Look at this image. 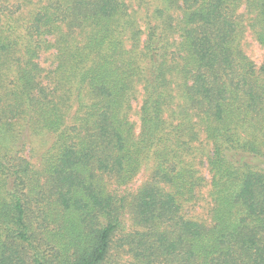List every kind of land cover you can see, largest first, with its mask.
I'll return each instance as SVG.
<instances>
[{
	"label": "trees",
	"instance_id": "obj_1",
	"mask_svg": "<svg viewBox=\"0 0 264 264\" xmlns=\"http://www.w3.org/2000/svg\"><path fill=\"white\" fill-rule=\"evenodd\" d=\"M160 2L145 32L125 0H54L21 48L0 33V67H16L0 124L26 116L56 138L44 186L0 155V264H106L115 250L134 264H264V65L242 48L245 28L264 47V0ZM151 162L153 182L128 201L118 192ZM208 183L211 226L184 213ZM128 205L143 230L118 239Z\"/></svg>",
	"mask_w": 264,
	"mask_h": 264
},
{
	"label": "rangeland",
	"instance_id": "obj_2",
	"mask_svg": "<svg viewBox=\"0 0 264 264\" xmlns=\"http://www.w3.org/2000/svg\"><path fill=\"white\" fill-rule=\"evenodd\" d=\"M54 0H0V7H5L2 22H0V33L13 34L15 37H21L19 41L21 48L24 44L22 40L27 29L30 27L32 18L38 9V7H46L51 5ZM128 7H131L137 12V24L145 32L146 25L150 23L149 11L154 13L156 9L162 7L160 0H125ZM147 2L149 6H147ZM133 12V11H131ZM241 16H245L244 20L247 19V12L244 7L239 11ZM240 16V17H241ZM246 23V22H245ZM245 34L242 39V48L244 53L254 62L257 69H260L264 65V47H262L256 40L254 34L248 28H245ZM141 49L144 41L146 40V33L141 36ZM55 49L51 53H42L40 57L41 65L49 69H54V54ZM0 96L4 95L6 89H13L16 81V67L12 63L0 67ZM44 84H51L50 81H45ZM138 94L136 99L132 103V111L130 114V120L136 125V133H140L141 122H140V109L143 102V91L141 86L138 88ZM8 125L2 126L0 124V155L6 156L9 161L11 157L13 160L9 163L10 166L14 165H24L27 168L26 179L30 180V183L35 185L44 186L48 180V175L46 174L47 168L53 159L55 153L54 144L56 138L53 134L41 131L33 119H29L24 116L22 118H10L7 120ZM12 125H9L10 123ZM35 124V125H34ZM241 137L244 138V134L241 133ZM201 139L204 140L202 136ZM193 145H196L193 144ZM210 151V148L207 149ZM202 151V149H201ZM153 163H149L146 167H143L142 171L134 178V181L128 186L122 187L118 193L121 195L129 196L128 201H131L136 193L144 185L153 182ZM18 168V167H17ZM17 168L9 170V174H14ZM203 175H205L208 181H212L211 175L207 166L203 169ZM10 176V175H9ZM204 188L200 195H198L191 202L186 203L184 208V213L188 218L195 221L205 223L207 226L212 225V209L213 200L210 197L211 184ZM165 192L173 191V188L166 184H159ZM24 191L25 188H24ZM39 202L45 201L44 198L38 196H33ZM43 204L32 201V212L30 211V218L33 219L35 225L38 220L40 213L43 211ZM45 209H53V205L48 206ZM44 209V210H45ZM143 230L136 221L134 211L131 205H128L127 210L122 218V231L119 233L118 239L123 236L133 234L136 231ZM116 239V241H119ZM119 245V243H118ZM39 251L44 257L51 259V251L44 245L39 248ZM133 258L130 254L126 255V252L113 251L111 258L106 264H134Z\"/></svg>",
	"mask_w": 264,
	"mask_h": 264
}]
</instances>
